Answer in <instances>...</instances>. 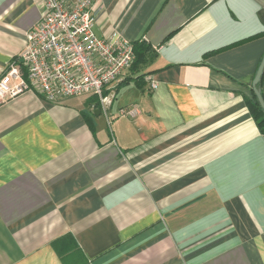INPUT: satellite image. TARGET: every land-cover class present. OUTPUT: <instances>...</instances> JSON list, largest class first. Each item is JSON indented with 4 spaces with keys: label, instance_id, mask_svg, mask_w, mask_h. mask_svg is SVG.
<instances>
[{
    "label": "crops",
    "instance_id": "crops-1",
    "mask_svg": "<svg viewBox=\"0 0 264 264\" xmlns=\"http://www.w3.org/2000/svg\"><path fill=\"white\" fill-rule=\"evenodd\" d=\"M43 12L0 0V79ZM95 14L98 37L157 57L140 85L124 72L106 114L88 95L0 105V264H264V133L247 104L264 0H97Z\"/></svg>",
    "mask_w": 264,
    "mask_h": 264
},
{
    "label": "built area",
    "instance_id": "built-area-1",
    "mask_svg": "<svg viewBox=\"0 0 264 264\" xmlns=\"http://www.w3.org/2000/svg\"><path fill=\"white\" fill-rule=\"evenodd\" d=\"M96 2L42 0L44 12L28 31L24 52L0 79V105L28 92L49 102L88 95L108 112L116 96L114 86L135 56L131 42L96 35ZM157 87L151 83V89ZM138 114L136 106L120 110L123 117Z\"/></svg>",
    "mask_w": 264,
    "mask_h": 264
},
{
    "label": "trees",
    "instance_id": "trees-1",
    "mask_svg": "<svg viewBox=\"0 0 264 264\" xmlns=\"http://www.w3.org/2000/svg\"><path fill=\"white\" fill-rule=\"evenodd\" d=\"M134 49V62L130 68L131 75L123 82L134 80L136 84L140 85L147 73L144 70L151 64L157 57V53L153 47L145 40H139L132 43ZM262 80L258 87L261 86ZM263 96V95H262ZM92 100H98L92 97ZM248 107L254 120L262 133H264V110L258 102L257 97L247 100Z\"/></svg>",
    "mask_w": 264,
    "mask_h": 264
},
{
    "label": "water",
    "instance_id": "water-1",
    "mask_svg": "<svg viewBox=\"0 0 264 264\" xmlns=\"http://www.w3.org/2000/svg\"><path fill=\"white\" fill-rule=\"evenodd\" d=\"M264 76V58L263 61L257 71L256 77L253 81V92L255 93L259 104L261 105V107L264 110V97L262 96V93L260 91V89L258 88L259 83L261 82L262 78Z\"/></svg>",
    "mask_w": 264,
    "mask_h": 264
}]
</instances>
